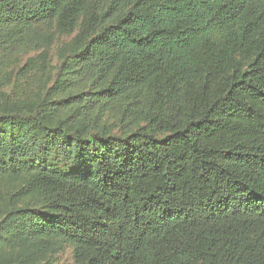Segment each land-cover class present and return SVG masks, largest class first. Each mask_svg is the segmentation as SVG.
<instances>
[{"label":"trees","instance_id":"obj_1","mask_svg":"<svg viewBox=\"0 0 264 264\" xmlns=\"http://www.w3.org/2000/svg\"><path fill=\"white\" fill-rule=\"evenodd\" d=\"M78 25L57 99L0 131V179L36 204L1 239L75 264H264V0H0V52Z\"/></svg>","mask_w":264,"mask_h":264},{"label":"rangeland","instance_id":"obj_2","mask_svg":"<svg viewBox=\"0 0 264 264\" xmlns=\"http://www.w3.org/2000/svg\"><path fill=\"white\" fill-rule=\"evenodd\" d=\"M84 19L85 16L81 22ZM78 33L79 25L69 34H62L53 26L36 33L34 49L11 56L0 52V117L10 115L17 118L16 122L10 118L0 119V131L14 138L23 137L26 134V127H22L25 123L23 117L34 114L40 103L57 99L58 87L64 82L62 70ZM99 123L109 133L124 134L110 114L101 116ZM27 180L28 177L0 179V226L10 214L24 206H36L33 198L22 192ZM22 238L14 230L2 239L0 235V264H13V259L18 256L31 260L33 255L37 256L39 263L50 260L55 264H75L71 249L60 242L56 241L44 252L31 253L30 246L25 245Z\"/></svg>","mask_w":264,"mask_h":264}]
</instances>
